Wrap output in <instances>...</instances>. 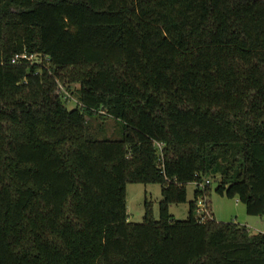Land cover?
Segmentation results:
<instances>
[{
	"label": "trees",
	"instance_id": "16d2710c",
	"mask_svg": "<svg viewBox=\"0 0 264 264\" xmlns=\"http://www.w3.org/2000/svg\"><path fill=\"white\" fill-rule=\"evenodd\" d=\"M133 183L158 219L128 222ZM213 183L264 215V0H0V264H264L263 233L195 218Z\"/></svg>",
	"mask_w": 264,
	"mask_h": 264
},
{
	"label": "rangeland",
	"instance_id": "374dc122",
	"mask_svg": "<svg viewBox=\"0 0 264 264\" xmlns=\"http://www.w3.org/2000/svg\"><path fill=\"white\" fill-rule=\"evenodd\" d=\"M78 84H58L59 93L62 99L65 100V105L68 110H72L77 105L76 90ZM88 119V117H86ZM92 119V128L97 131L101 126L98 138H108L117 140L120 138V124L108 117H94ZM209 179V178H208ZM214 181V180H213ZM212 183V179H211ZM216 184L211 185V190L206 197L207 210L215 219L216 222L226 223L233 222L241 226H246L250 234H264V215L250 216L246 213L243 204L236 199H229L218 195L214 189ZM194 184L186 186L187 201L194 198ZM161 186L159 184H140L133 183L126 185V212L128 222L141 223L144 215L145 201L151 204L153 218L158 219V202L161 198ZM169 213L174 220H185L188 214V203L172 204L169 207Z\"/></svg>",
	"mask_w": 264,
	"mask_h": 264
},
{
	"label": "built area",
	"instance_id": "2783aa9c",
	"mask_svg": "<svg viewBox=\"0 0 264 264\" xmlns=\"http://www.w3.org/2000/svg\"><path fill=\"white\" fill-rule=\"evenodd\" d=\"M27 60L29 63H34V62H38L40 63L42 61V57H40L39 55H28L26 53H23L22 55H15L12 59V63H15L18 60ZM159 148V152H161V144H156ZM209 184V180H205L204 182H197L194 183V186L196 187V189H198L199 191H203L206 187V185ZM195 218L197 219L198 222H205L207 220H211L213 219L212 215L208 212L207 210V204H206V197L205 195L201 196L198 198L197 202H196V207H195Z\"/></svg>",
	"mask_w": 264,
	"mask_h": 264
}]
</instances>
